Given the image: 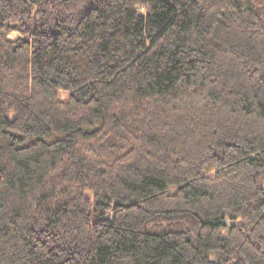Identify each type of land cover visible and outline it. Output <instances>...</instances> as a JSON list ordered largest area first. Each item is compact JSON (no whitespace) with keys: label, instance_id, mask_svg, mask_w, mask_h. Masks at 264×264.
Returning <instances> with one entry per match:
<instances>
[{"label":"trees","instance_id":"obj_1","mask_svg":"<svg viewBox=\"0 0 264 264\" xmlns=\"http://www.w3.org/2000/svg\"><path fill=\"white\" fill-rule=\"evenodd\" d=\"M0 264H264V0H0Z\"/></svg>","mask_w":264,"mask_h":264},{"label":"rangeland","instance_id":"obj_2","mask_svg":"<svg viewBox=\"0 0 264 264\" xmlns=\"http://www.w3.org/2000/svg\"><path fill=\"white\" fill-rule=\"evenodd\" d=\"M139 11H140V12H144V11H143L142 9H140V8H139ZM9 36H10V37H15V36H18V34H17L16 32H10V33H9ZM208 173H209V174H212L213 172L211 171V172H208Z\"/></svg>","mask_w":264,"mask_h":264},{"label":"water","instance_id":"obj_3","mask_svg":"<svg viewBox=\"0 0 264 264\" xmlns=\"http://www.w3.org/2000/svg\"><path fill=\"white\" fill-rule=\"evenodd\" d=\"M224 222L227 223V219H225Z\"/></svg>","mask_w":264,"mask_h":264}]
</instances>
